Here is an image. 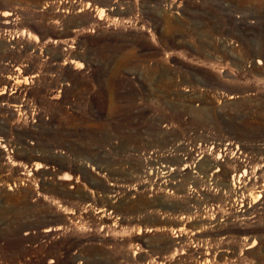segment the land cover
I'll return each mask as SVG.
<instances>
[{
    "label": "rangeland",
    "instance_id": "1",
    "mask_svg": "<svg viewBox=\"0 0 264 264\" xmlns=\"http://www.w3.org/2000/svg\"><path fill=\"white\" fill-rule=\"evenodd\" d=\"M0 11V264H264V0Z\"/></svg>",
    "mask_w": 264,
    "mask_h": 264
},
{
    "label": "bare ground",
    "instance_id": "2",
    "mask_svg": "<svg viewBox=\"0 0 264 264\" xmlns=\"http://www.w3.org/2000/svg\"><path fill=\"white\" fill-rule=\"evenodd\" d=\"M0 12H1V11H0ZM3 12H4V11H3ZM10 14H11V13H10ZM8 15H9V14H8ZM5 19H6V18H5ZM6 22H7V21H6ZM9 22H10V21H9ZM4 24H5V23H4ZM78 63H79V62H78ZM184 168H185V167H184ZM163 171H164V170H163ZM165 171H166V170H165ZM179 171H180V170H179ZM172 174H173V173H172ZM240 175H241V174H240ZM165 176H166V175H165ZM240 177H241V176H240ZM164 179H165V178H164ZM233 179H234V178H233ZM234 185H235V184H233V187H234ZM236 186H237V185H236ZM236 186H235V187H236ZM230 190H231V189H230ZM235 190H236V189H235ZM233 191H234V190H233ZM256 192L258 193V191H256ZM261 192H262V191H261ZM252 193H253V191H252ZM259 193H260V192H259ZM249 194H251V193H249ZM253 194H254V193H253ZM261 194H262V193H261ZM256 195H257V194H256ZM256 195H255V196H256ZM252 196H253V195H252ZM253 198H254V197H253ZM253 198H252V199H253ZM243 205H244V204H243ZM236 210H237V209H236ZM242 211H243V210H242ZM237 215H238V214H237ZM139 229H140V228H139ZM204 229L206 230V228H204ZM208 229H209V228H208ZM211 229H212V228H211ZM213 229H214V228H213ZM49 230H50V229H49ZM218 231H219V230H218ZM139 232H140V231H139ZM209 232H210V231H209ZM215 232H216V230H215ZM202 233H203V232H202ZM205 233H207V232H205ZM218 234H219V233H218ZM181 236H182V235H181ZM254 245H255V244H254Z\"/></svg>",
    "mask_w": 264,
    "mask_h": 264
}]
</instances>
